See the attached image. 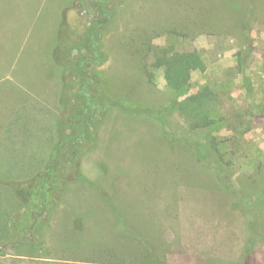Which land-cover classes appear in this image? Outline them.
<instances>
[{
    "label": "rangeland",
    "instance_id": "rangeland-1",
    "mask_svg": "<svg viewBox=\"0 0 264 264\" xmlns=\"http://www.w3.org/2000/svg\"><path fill=\"white\" fill-rule=\"evenodd\" d=\"M170 50L206 64L187 95L218 93L211 133L231 138L223 161L206 130L168 110L176 94L157 59ZM82 57L103 83L95 91L122 105L75 148L81 75L67 68ZM11 117L18 136H0V264H75L85 253L113 255L108 264H264V0H0V120Z\"/></svg>",
    "mask_w": 264,
    "mask_h": 264
},
{
    "label": "trees",
    "instance_id": "trees-1",
    "mask_svg": "<svg viewBox=\"0 0 264 264\" xmlns=\"http://www.w3.org/2000/svg\"><path fill=\"white\" fill-rule=\"evenodd\" d=\"M103 4L104 2H101L97 4L96 7H104ZM99 39L100 34L98 30L90 33L87 37V41L92 47L91 54L94 56V58H91V63L93 65L97 63L96 59L101 55V43ZM87 59V57H82L78 60L76 65L78 68L76 67V69L80 71H74V69L70 67L71 64L67 68V73L81 75L77 96L80 97L83 114L81 113L82 116L74 115L72 118L74 127L77 128L75 134L71 137V145L75 148L81 146V140H86V134L89 131L88 126L98 123L99 119L97 115H107L109 110L108 105L112 102H120L121 99L120 97L113 96L110 92H106V95H100L95 91L96 85H103V83H97L95 79L88 77V75H92V73L86 71V64L90 62V60ZM157 66L165 68L166 82L174 94H176V99L173 100L168 110H177L190 130H206L208 132L207 140L209 149L215 156L217 155L216 157L220 161H223L225 152L221 147L226 143H230L231 138L218 140V138L211 133L214 128L221 127V120L216 113V107L219 104L218 93L211 87L205 86L197 93L187 95L191 88L192 74L195 71H206L207 67L201 55L197 51L182 53L173 50L164 51L158 56ZM64 78L66 79V77ZM182 95H186V97L179 100V97ZM104 96H106V98ZM104 98L107 104L104 103ZM87 119L88 121H86ZM55 155L53 157H55ZM47 169L51 170L48 172H52L50 167ZM51 177H48L49 179L46 178L50 183L52 181ZM41 195L43 205L45 206L48 195L45 191H42ZM22 199L25 200V197L22 196ZM150 258L151 256L147 254L144 260L150 262ZM116 261L120 262V260Z\"/></svg>",
    "mask_w": 264,
    "mask_h": 264
},
{
    "label": "crops",
    "instance_id": "crops-1",
    "mask_svg": "<svg viewBox=\"0 0 264 264\" xmlns=\"http://www.w3.org/2000/svg\"><path fill=\"white\" fill-rule=\"evenodd\" d=\"M1 122L3 123V126H0V136L2 138H4V139H7L8 138L10 140L11 139L10 136H18L17 134H15L14 131H12V130H14L13 126L16 125L17 123H19V122L16 121V119H14L13 117H11L10 120H8V121L2 120ZM11 141H13V140H11ZM13 143H14V141H13ZM16 143H19V142L17 140H15V143L14 144L16 145ZM38 175L35 174L34 176H38ZM34 176H32V177H34ZM24 182H25V179L24 180L23 179H18V177H16V179L13 181L14 184L15 183H24ZM59 205H60V203H59ZM74 214H76V211H75ZM76 221H77V219L71 221L70 223L76 222ZM80 221L81 220H79V223L78 224L75 223V226H76L75 232H78L80 235H84V229H85V227H83L84 226L83 225L84 223L82 224ZM48 225H50L49 227H51L52 226V222L50 221L48 223ZM44 241H45V242H43L44 248H48L47 247V245H48L47 244V241L46 240H44ZM38 248L41 249L40 247H38ZM106 253H109V252H106ZM33 256L36 257V255H32L30 257H33ZM112 256L113 255H107L105 258L103 256L93 257L92 258L91 257V254H86L85 253V254H80L79 259H77L76 261L70 260V261H68V263L81 264V263H87V262H92V263L93 262H95V263H99L100 262L102 264H108V263H110V260L112 259L110 257H112ZM65 262H67V261H65Z\"/></svg>",
    "mask_w": 264,
    "mask_h": 264
},
{
    "label": "flooded vegetation",
    "instance_id": "flooded-vegetation-1",
    "mask_svg": "<svg viewBox=\"0 0 264 264\" xmlns=\"http://www.w3.org/2000/svg\"><path fill=\"white\" fill-rule=\"evenodd\" d=\"M48 170V169H47ZM49 171H51V170H49Z\"/></svg>",
    "mask_w": 264,
    "mask_h": 264
}]
</instances>
